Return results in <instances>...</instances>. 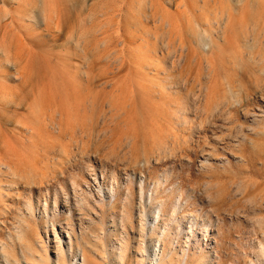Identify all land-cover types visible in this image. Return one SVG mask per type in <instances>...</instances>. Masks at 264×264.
Returning a JSON list of instances; mask_svg holds the SVG:
<instances>
[{
	"label": "rangeland",
	"instance_id": "374dc122",
	"mask_svg": "<svg viewBox=\"0 0 264 264\" xmlns=\"http://www.w3.org/2000/svg\"><path fill=\"white\" fill-rule=\"evenodd\" d=\"M25 2L0 0V264H264V0Z\"/></svg>",
	"mask_w": 264,
	"mask_h": 264
},
{
	"label": "bare ground",
	"instance_id": "6f19581e",
	"mask_svg": "<svg viewBox=\"0 0 264 264\" xmlns=\"http://www.w3.org/2000/svg\"><path fill=\"white\" fill-rule=\"evenodd\" d=\"M14 2L16 1V2H18L19 4H20V6L22 5V4H24V2L26 1H24L23 2V0H13ZM139 1H141V0H139ZM146 1V0H145ZM154 2H155V4H157V5H159V6H161V7H163V9L165 8V7H167V6H169L170 4H172V2H173V0H153ZM28 2V1H27ZM40 2V1H39ZM42 2H44V1H42ZM144 2V1H143ZM17 3V4H18ZM41 3V2H40ZM138 3V2H137ZM140 3V2H139ZM230 3V2H229ZM229 3H227L228 4V7H227V11H225V13L223 12H221L220 11V16L219 17H223L224 18V16L227 14V16H228V18L230 17V13L232 12V14H233V7H232V5L231 4H229ZM25 4H26V2H25ZM36 4H38V1H37V3ZM36 4L34 3V5H35V8H36ZM154 4V5H155ZM27 5V4H26ZM41 5V7H39V4H38V6H37V10L38 11H36V13L37 14H39V15H42V16H44V15H46L44 12H43V10H42V4H40ZM43 5H45V4H43ZM146 5H147V3H146ZM151 5V4H150ZM149 5V6H150ZM249 5V4H248ZM24 6V5H23ZM31 6H32V4H31ZM30 6V7H31ZM47 6V5H46ZM145 6V5H144ZM227 6V5H226ZM250 6V5H249ZM29 7V8H30ZM43 7H45V6H43ZM170 7V6H169ZM224 7V6H223ZM251 7V6H250ZM137 8V7H136ZM139 8V7H138ZM226 7H224V9H225ZM44 9V8H43ZM221 9V8H220ZM24 10V9H23ZM29 10V9H28ZM30 10H31V8H30ZM222 10V9H221ZM21 12V11H20ZM24 12V11H23ZM31 12V14H29V15H32V11H30ZM33 12H34V9H33ZM141 12V11H140ZM227 12V13H226ZM29 13V12H28ZM36 13H35V15H36ZM27 14V13H26ZM34 14V13H33ZM34 16V15H33ZM154 17V16H153ZM234 16L232 15V18H233ZM227 21H230V23L228 24V27H227V37H226V39H227V41H229V40H231V38L232 37H235V34H233L234 36H231V22H232V19L231 20H228L227 19ZM159 24L162 26V27H164V26H167L166 24H169L167 21H166V19H164V18H161L159 21ZM221 25V23H217V26H218V28H219V26ZM234 24L232 23V26H233ZM170 26V25H169ZM209 28H214L213 26H211L210 24H209ZM233 30V29H232ZM209 33H211V34H209L208 36H206L207 37V39H209V40H211V42H212V44H213V48H212V54H213V56H212V59H210V61L208 60V57H205V54H204V51H202V58L204 59H206L209 63V67H212L215 63V61H216V58L214 59V54L216 53V48H219L218 46H219V44H220V38H217V37H215L214 36V34L212 33L213 32V30H207ZM198 31H192V33L190 34V41H189V44H191V45H189L188 47H187V49L188 50H190L191 49V47H193L195 44H197V50H198V47L200 48V44H201V38L202 37H199V36H197L198 34ZM230 38V39H229ZM235 38H232V40L231 41H238L237 39L236 40H234ZM194 41L196 42V43H194ZM231 41H229V42H231ZM240 42V41H239ZM239 42H235L236 44H238ZM234 43V44H235ZM232 44V43H231ZM186 43H181L180 44V47H181V49L182 50H185L186 49ZM220 46H221V44H220ZM196 47H194V48H196ZM201 49V48H200ZM193 51V50H192ZM261 53V52H260ZM264 52H262V54H261V56L259 57V62L261 63V64H263L264 65V54H263ZM214 59V60H213ZM260 74H263L264 75V69H262V71H261V73ZM261 77V76H260ZM263 78V77H262ZM259 80H261V79H259ZM263 82V81H262ZM260 83H261V81H260ZM262 85L261 86H257V91L263 96V94H264V91H262L263 90V83H261ZM227 89L228 88H226V87H224L222 90L225 92V91H227ZM262 100V99H261ZM188 105V104H187ZM187 109H188V107H186ZM225 106H224V104H222V95L220 96L219 94H215L214 95V97H213V99H212V101H209L208 103H207V107H206V109H205V114L206 115H208V117H211V118H216V117H218V116H220V115H222L223 113H224V111H225ZM185 110V109H184ZM183 110V111H184ZM189 110V109H188ZM188 110H187V114L189 113L188 112ZM190 111V110H189ZM184 114V113H183ZM185 114H186V110H185ZM189 120V119H188ZM185 121V120H184ZM186 121H187V119H186ZM185 121V122H186ZM184 122V123H185ZM191 124V122H188V124ZM187 124V123H186ZM259 124V126H262V127H260L259 128V131H258V134H260V135H263L264 136V117H262L261 118V121L258 123ZM194 128H196V127H194ZM194 128H191V130L193 129L194 130ZM196 129H198V128H196ZM61 131V130H60ZM170 131V130H169ZM171 131H173V130H171ZM170 131V132H171ZM196 131V130H195ZM172 133V132H171ZM171 133H170V136H175L174 134H176V132L173 134V135H171ZM62 134V133H61ZM166 136V135H165ZM169 136V137H170ZM158 137V136H157ZM162 137H164V135L162 134ZM166 138H167V136H166ZM166 138H162L163 140L164 139H166ZM171 138V137H170ZM157 140V139H156ZM163 140H161V141H163ZM169 141H170V139H169ZM153 142H155V141H153ZM159 142V141H158ZM157 143V142H156ZM163 143H164V141H163ZM162 143V144H163ZM167 143H169L168 141L166 142V144ZM158 144V143H157ZM156 144V145H157ZM162 144L160 145V147L162 146ZM164 146H165V143L163 144ZM155 147V146H154ZM157 147V146H156ZM155 147V148H156ZM167 147H168V145H167ZM159 150L160 149H162V148H158ZM157 149V150H158ZM164 149V148H163ZM161 150V152L162 151H164V150ZM165 149H167V148H165ZM170 149V148H169ZM156 150V149H155ZM154 152H156V151H154ZM153 152V153H154ZM160 152V151H159ZM165 152V151H164ZM166 153V152H165ZM169 153V152H168ZM156 154H157V152H156ZM160 153H158L157 154V156L159 155ZM162 154V153H161ZM149 155V154H148ZM152 155V154H151ZM155 155V154H154ZM145 156H147V155H145ZM166 157V156H165ZM147 158V157H146ZM150 159V158H149ZM148 160V159H147ZM146 160V161H147ZM149 162V161H148ZM1 163V162H0ZM3 164L4 163H2V166H3ZM6 166H7V164H5ZM1 166V165H0ZM6 166H4V167H6ZM8 167V166H7ZM2 169V168H1ZM0 169V170H1ZM8 169H10V167H8ZM11 170V169H10ZM1 172V171H0ZM4 172V171H3ZM3 172H1V173H3ZM44 177V176H43ZM47 177V176H46ZM48 179V178H47ZM42 181V180H41ZM2 203V202H1ZM8 206V205H7ZM69 243L71 244V249H73V242H72V239L69 237ZM77 244H78V239H77ZM79 250H80V248H79ZM77 253H78V251H77ZM77 253H75L74 254V258L76 259V257H77ZM83 264H91L92 263V261L90 260V258H88V255H87V253H86V251L84 250L83 251ZM7 264H9V263H7ZM60 264V263H59Z\"/></svg>",
	"mask_w": 264,
	"mask_h": 264
}]
</instances>
